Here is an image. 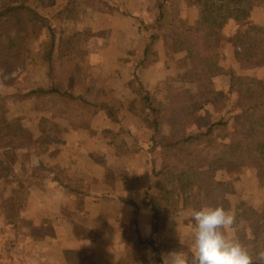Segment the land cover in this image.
<instances>
[{
  "label": "crops",
  "instance_id": "crops-1",
  "mask_svg": "<svg viewBox=\"0 0 264 264\" xmlns=\"http://www.w3.org/2000/svg\"><path fill=\"white\" fill-rule=\"evenodd\" d=\"M91 2L75 4L71 14L63 13L69 0L36 7L48 19V26L39 37L35 54L41 43L50 41V30L56 35L55 48L48 61L35 60V77L25 85L20 77L13 93L32 87L50 88L52 93L43 109H37L30 97L13 101L12 90L0 79V90L8 93L7 105L11 98L26 117V126L32 125L35 134H43L36 142L41 157L36 161L39 169H35V175L41 173L42 179L29 187L23 196L26 202L15 204L14 225H6L9 218L0 210V264L5 260L10 264H84L89 253L103 261L117 262L125 252L127 229L134 228L143 239L151 235L152 220L143 200L149 187H154V171L163 168L165 159L151 140L153 131L128 109L136 97L128 83L136 75L150 96L160 101L162 94L157 91L161 84L176 76L179 67L190 68V63L185 51L171 50L174 35L163 31L157 34L156 59L147 67H137L154 34L151 27L159 14L156 0ZM179 2L188 17L178 16L193 24L197 9L187 0ZM63 31L69 34L61 37ZM75 33L79 36L73 37ZM216 65L213 85L219 92L226 94L235 77H254L264 88V74L237 61L234 50L226 49ZM5 72L0 71V75ZM103 91L108 92L112 114L101 109L89 123L71 115H52L63 104V92L96 103ZM236 96L233 92L231 99ZM31 116L34 123L28 122ZM6 118L13 121L17 116L6 113ZM41 121L50 124L44 131L39 128ZM247 174L250 182H256L253 169ZM250 189L245 200L252 193L259 199L260 195ZM258 199L249 203L252 208L258 207ZM124 200H131L137 207ZM191 211L170 215L166 226L167 235L190 253L194 229ZM135 217L136 226L132 227ZM25 219L31 224L28 235L17 224ZM237 234L238 230L232 228L226 236L236 240Z\"/></svg>",
  "mask_w": 264,
  "mask_h": 264
},
{
  "label": "trees",
  "instance_id": "trees-1",
  "mask_svg": "<svg viewBox=\"0 0 264 264\" xmlns=\"http://www.w3.org/2000/svg\"><path fill=\"white\" fill-rule=\"evenodd\" d=\"M171 1L156 0L159 14L151 27L154 34L149 37L144 57L137 67H147L156 59L157 34L165 31L174 35L171 50L185 51L190 68L179 67L176 76L161 84L160 101L150 96L135 75L128 87L136 97L128 109L139 115L153 131V144L159 145L165 154L186 160L178 168L168 164L153 173L154 194H145L143 200L152 220L151 235L143 239L137 230L129 228L127 231H134V234L129 235L124 255L117 262L103 261L89 253L85 255L84 264H163V256L173 251L188 256L191 264V253L167 235L166 221L180 210L201 209L206 200L211 206L220 202L225 209L238 208L246 226L236 240L248 249L254 260L256 251L264 248V88L254 77L232 78L227 95L215 90L213 85L216 60L229 42L237 61L258 68L264 74V20L259 18L260 13L264 15V0H187L188 5L198 11L193 24L171 12ZM53 2L50 0L48 5ZM74 5L75 0H69L63 13L70 14ZM38 20L45 18L22 0H0V61L8 65L5 74L1 75L2 80L16 68L21 48L33 36ZM230 22L234 30L227 32L226 25ZM50 33V41L40 44V50L48 58H51L56 43L55 33L52 30ZM76 36L79 34L73 35ZM233 92H237L235 99H231ZM51 93L50 88L32 87L16 92V98L34 97L35 107L43 109ZM62 96L63 104L52 111L53 116L67 118L71 115L77 121L89 123L101 109L113 113L108 104V92H101L96 103L67 92ZM0 108L6 112L1 101ZM200 111H205L211 121L204 150L207 162L202 168L194 166L188 159L197 151L195 142L199 136L190 130ZM215 112L220 113L217 118L213 117ZM1 121L5 132L0 136L17 135L14 123L6 119ZM46 122L41 121V131L45 130ZM217 129L219 132L215 133ZM250 168L256 169L262 180L258 208H252L241 198L248 188L241 170ZM216 189L222 190L220 194H216ZM124 201L137 207L131 200ZM135 226L136 217L132 220V227Z\"/></svg>",
  "mask_w": 264,
  "mask_h": 264
},
{
  "label": "rangeland",
  "instance_id": "rangeland-1",
  "mask_svg": "<svg viewBox=\"0 0 264 264\" xmlns=\"http://www.w3.org/2000/svg\"><path fill=\"white\" fill-rule=\"evenodd\" d=\"M22 1L27 6L33 9H36L37 6L39 8H42V7L48 6V4H51L49 3L50 0H43V1L22 0ZM91 1L93 0H75V4L80 5V6L81 4L88 5L89 3H92ZM169 4H170L169 8L171 9V12L177 15L181 13L182 17L187 19L188 17L187 12L183 10L184 7L182 3L179 2V0H172L171 3ZM71 13L72 11L70 12V14ZM259 16H260L259 18L264 20V15L262 13H260ZM45 20L36 21L37 26H36V29H34V33L32 34L33 36L21 48L22 50L21 57L19 58L17 62L18 64L16 65V68H14L13 71L7 74L8 78H6V75H5V78H4L5 80H2V78H0L2 84L4 83L6 87L12 90L10 94H12L11 97L13 101H18V100L27 98V97L22 98L21 96H19V98L17 99L16 92L14 91L13 93V90L15 89L14 85L16 84L17 80L20 79V77H22L23 84L24 85L28 84L29 82H31V79L35 77V60L36 61H48L50 59L47 57V54L43 53L41 50L40 52H38V54H35V50L38 47L39 37H41L42 32H45V30H47L48 19L45 18ZM226 29H227V32L234 30L233 24L231 22L227 24ZM67 34L69 33L63 31V34L61 37L66 36ZM226 49L234 50L230 42L226 45ZM35 56H36V59H35ZM166 56H168V53H166ZM216 64H217V60H216ZM7 66L8 65L5 62L0 61V71L2 72L3 70L6 71L8 69ZM157 93L160 94V89L159 91H157ZM7 97H8V93H6L5 90H0V101L4 103L6 106V112H3V110L0 108V133L3 134L5 132V128H4V125L1 119L7 120L6 118V113H7V114H10V116H15V115L17 116L16 120H13V121L7 120L15 124L14 129L17 132V135H11V136L8 135V137H6L5 135L0 136V210L3 209V212L9 218L8 221H6V225L12 226L14 225V222H16L15 215H14L15 214V204L19 203L20 201L26 202V199L23 196L26 194L29 187L30 188H32V186L35 187V181L40 182L39 179H42L40 178L41 173H36L38 175L37 176L35 175V169H39V167L37 166H40V165H38L36 161L38 162L39 158L41 157V154L38 150L36 142L39 139H41L43 134L37 135L35 134V128H31L32 125H29V127L26 126V117L21 115L20 109L15 107V105L11 101V98L8 99V105H7ZM30 98L33 99L34 101V97H30ZM153 99L157 101L155 97H153ZM8 107H10L9 111H8ZM215 113L216 114H214L213 117L217 118L220 113H217V112ZM22 119L25 121H23ZM34 121H35V117H32V116L28 120V122H31V123H34ZM210 122H211L210 118L206 114V112L200 111L197 116L194 126H192V130H190L194 135H198L199 137H197V140L195 142L197 151L192 157H189L188 159H190L189 161L198 168H202L204 164H206L207 162V154L204 150L206 147V143L209 139L206 132L208 128V123ZM49 126L50 124H45V128ZM218 132H219V129L215 131V133H218ZM154 150L155 148L153 149V151ZM163 155L165 159L164 161L165 164L163 165V167L168 164H172L178 168L185 162L184 160H186L183 157H176L170 154H165V152H163ZM263 166H264V159H263ZM151 168H153V165L151 166ZM250 169H253L254 174H255L256 182L254 183L250 182L251 177L248 176L247 174L248 170ZM250 169L241 170L242 178H245L248 184L247 185L248 188L243 191L241 198L247 205L251 206L249 203L255 202L258 199L257 197H255V193H252L250 195V199L245 200L246 191H248L251 188L250 190H252V192H257L260 195L258 199V203H259L258 207H259L261 203V197H262V180L257 176L258 174H257L256 169L254 168H250ZM253 179H254V176L252 175V180ZM216 190H217L216 192L217 195L220 194V192L222 191L221 189H216ZM147 193L154 194V188L149 187ZM203 203H204L203 204L204 206H207V205L211 206L209 204L210 202L209 201L207 202V200L204 201ZM6 205L10 207L9 210H6L7 209ZM217 205H221L220 202L214 206L216 207ZM183 210H187V209H183ZM183 210H180V211H183ZM225 210L231 211L235 215V224L233 226V230L234 231L238 230V234L243 232L245 230L246 223L243 221L238 208L234 206L233 208L231 207L230 209H225ZM2 217L4 218V215H2ZM26 218H29V217H26ZM32 218H33V221L35 222V216ZM17 224L18 225L20 224L21 226L19 230L22 231L23 233H26L25 235H28L27 232H29L30 227H31L30 221L25 219L24 222H18ZM166 226H167V221H166ZM1 228H2V225L0 223V230ZM5 232L6 231H3V235ZM133 234H134V231H131V232L127 231L125 233V238L127 239L126 241H129L130 240L129 235H133ZM1 264H10V262L5 260V261H2Z\"/></svg>",
  "mask_w": 264,
  "mask_h": 264
},
{
  "label": "clouds",
  "instance_id": "clouds-1",
  "mask_svg": "<svg viewBox=\"0 0 264 264\" xmlns=\"http://www.w3.org/2000/svg\"><path fill=\"white\" fill-rule=\"evenodd\" d=\"M189 216L194 222L191 264H264V248L256 251L254 260L238 240L226 236L235 224V215L222 205L194 209ZM163 264H189V258L173 251L163 256Z\"/></svg>",
  "mask_w": 264,
  "mask_h": 264
}]
</instances>
